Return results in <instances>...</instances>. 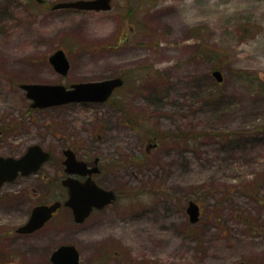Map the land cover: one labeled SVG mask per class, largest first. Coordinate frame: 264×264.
I'll return each instance as SVG.
<instances>
[{"label":"rangeland","instance_id":"374dc122","mask_svg":"<svg viewBox=\"0 0 264 264\" xmlns=\"http://www.w3.org/2000/svg\"><path fill=\"white\" fill-rule=\"evenodd\" d=\"M61 1L69 0H0L3 124L28 114L21 83L70 88L123 76L111 101L35 108L25 120L31 141L52 152L41 169L50 183L72 146L82 159L101 157L97 180L118 198L82 224L64 207L36 234L1 239L0 264H52L65 243L78 245L86 264H264V0L53 8ZM59 48L70 60L66 75L49 61ZM120 99L124 111L113 103ZM137 115L140 126L128 122ZM159 130L200 137L161 140ZM3 140L0 155L13 154L18 144ZM31 183L44 185L38 176ZM190 200L201 207L196 223ZM35 203H19L15 217L4 212L0 232L22 224Z\"/></svg>","mask_w":264,"mask_h":264},{"label":"water","instance_id":"95a60500","mask_svg":"<svg viewBox=\"0 0 264 264\" xmlns=\"http://www.w3.org/2000/svg\"><path fill=\"white\" fill-rule=\"evenodd\" d=\"M113 0H69L56 3L53 8H76L80 10L105 11L112 9ZM50 63L62 75L68 74L70 60L66 51L57 49L49 56ZM212 74L219 82L223 81L224 75L220 69L213 70ZM124 83L120 76L105 78L96 81H81L73 83L70 88L61 83H23L27 96L32 100L33 107H50L70 102H105L112 93ZM64 165L66 172L70 175H89L84 181L68 176L63 183L68 188V198L65 205L69 206L76 223H82L97 208L102 209L117 200V193L112 188H105L92 178V174L99 170L98 166L89 167L84 160L76 157L71 149L64 150ZM51 157L50 151L40 144H34L21 157L1 156L0 157V187L13 181L21 172L29 174L37 172ZM61 206L60 201L52 204H40L33 208L29 220L18 227V232L31 233L41 228L53 213ZM187 213L192 223L201 218V207L190 200L187 206ZM53 264H81L80 253L75 244L65 243L58 246L51 255ZM237 264H252L239 262Z\"/></svg>","mask_w":264,"mask_h":264},{"label":"flooded vegetation","instance_id":"af4514ba","mask_svg":"<svg viewBox=\"0 0 264 264\" xmlns=\"http://www.w3.org/2000/svg\"><path fill=\"white\" fill-rule=\"evenodd\" d=\"M38 1L43 2L44 0H38ZM121 77H123V76H121ZM123 79H124V83H123V85H124L126 80H125L124 77H123ZM22 84L23 83L20 84V88L23 91H25L26 96H27V91H26L25 88L22 87ZM122 86L118 87L112 93L110 98H112L114 93L118 89L122 88ZM27 98H29V97L27 96ZM110 98L108 100H110ZM29 100H31V99L29 98ZM108 100L105 101V102H108ZM83 102H94V101H83ZM70 103H73V102H70ZM96 103H104V102H96ZM66 104H68V103H66ZM28 105H29V108H30V109L27 110L28 114L24 115V113L19 111V118L16 119L14 124H9L7 126H4L5 124H3L4 123L3 122V112L0 109V149L3 147V144H6V143H4V140H3V138L5 139L6 136H9V141L7 142V144L10 145L11 141H13V143L15 142V143L18 144V146H17L18 148L15 149L13 154H8V155L7 154H1L0 157L1 156H6V157L13 156V157H17V158L21 157L23 154H25V152L29 149L30 146H32L34 144H37V143L31 141V137H32L31 134H33V130L30 129L29 127L25 128V120H28V122H30V120L34 121L32 119V116L29 113V110L31 111V109L34 110L35 108H39V107H33L32 106V102L30 104H28ZM61 105H65V104H61ZM9 132H12V135H9ZM158 144L159 143H154V144L147 145V151H149L151 148L152 149L156 148L158 146ZM65 149L73 150L75 152V154H76V157L78 159H80V160H84L88 164L89 167L98 166L99 170L92 174V178L97 182V184L103 186L97 180V175L102 172L101 157L99 155L94 158L93 162H90L88 160L80 158L78 156L76 150H75V147L71 146V147H66V148L63 149L64 159H65V154H64V150ZM46 150L50 151L49 149H46ZM50 153H51V157H52V152L50 151ZM64 159H63V162H64ZM41 169H42V167L37 172L29 173V174H22L20 172L19 175L13 181H8V182L4 183L0 187V218L3 217L4 212L7 213V215H6L7 217L11 216V212L14 213V217L17 216L18 214H20V208L18 207V204L22 203V202L31 201L33 198H34V201H36V203L34 204L32 209L29 210L26 220L24 222H22V224H20L19 226L25 224L29 220V218H30V216L32 214L33 208L35 206H37V205H40V204H52V203H54L56 201H60L61 202V206L53 213V216L51 217V219H49L41 228H39V229H37V230H35L34 232H31V233L18 232V227L19 226H17L14 230H11V229L8 230V231L7 230H2L0 232V241H1V239L5 238V237L7 238L9 236H14V235H17V236H30V235L36 234L44 226H46L49 222H51L53 219H55L59 215V213L61 212V210L64 207H67V208H69L71 210V208L69 206L65 205V201L68 198V188L63 183L64 179H66L68 176H73V177H76V178L80 179L81 181H84L89 176V175H81V174H72V175H70V174H68L66 172V167L64 165L62 171H60V173H58V175L54 179L56 182L55 183H50V178L48 176V173H41ZM34 176H38L39 177L40 182H42V184H44V185H42V187L35 188L34 186H32L33 183H31V180L33 179ZM20 180H22V181H20ZM7 187H9V189H6ZM30 187H32L33 190H34L33 194L29 192ZM5 197H6V200H9V201H7L8 202L7 205H5V203H7V202L4 203ZM104 208H102V209H104ZM102 209L95 208L91 212V214H94L95 212H97L99 210H102ZM71 212H72V210H71ZM89 216L87 218H89ZM87 218L85 220H87ZM84 222H82V223H84ZM82 223H78V224H82ZM76 246L78 248V245H76ZM78 250H79V248H78ZM79 253H80V262H81V264H86V263H83V261H82V255H81L80 250H79ZM50 260H51V256H50ZM51 262H52V260H51ZM240 262H242V261H240ZM244 262L255 264L253 262H248V261H244ZM52 264H53V262H52Z\"/></svg>","mask_w":264,"mask_h":264},{"label":"trees","instance_id":"16d2710c","mask_svg":"<svg viewBox=\"0 0 264 264\" xmlns=\"http://www.w3.org/2000/svg\"><path fill=\"white\" fill-rule=\"evenodd\" d=\"M216 69H217V66H216ZM218 83H220V82H218ZM218 95L219 94L216 91H214L212 93V96H218ZM111 100L112 99H110L109 101H111ZM213 100H214V98H213ZM113 103L116 104V106L118 107L119 110L124 111L125 108H124V104H123V100L122 99H120L118 101L114 100ZM128 122L131 123V124L134 123V124L140 126L141 122H142V117H139V115H137V118L135 119L132 116H130L128 118ZM185 133H186V135L183 134L182 132L177 133V132H174V131H171V130H159V132H157V135H155V136L158 137L161 140H166L167 138H177V137H181V136H185L187 138H190L192 135L195 136V138H199L200 137L198 134H195L193 132H185ZM206 133H202L201 136L206 134ZM228 135H231V133H228ZM228 139L231 140V137L228 136Z\"/></svg>","mask_w":264,"mask_h":264}]
</instances>
